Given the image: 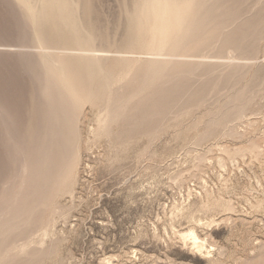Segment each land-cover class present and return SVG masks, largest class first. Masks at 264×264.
Masks as SVG:
<instances>
[{
	"label": "rangeland",
	"instance_id": "obj_1",
	"mask_svg": "<svg viewBox=\"0 0 264 264\" xmlns=\"http://www.w3.org/2000/svg\"><path fill=\"white\" fill-rule=\"evenodd\" d=\"M80 1L101 46L122 50L135 0ZM208 4L216 38L199 48L211 64L142 81L115 69L70 129L76 165L62 175L56 163L54 179L39 166L46 126L24 121L40 105L37 60L15 51L33 32L15 0H0V264H264V0ZM226 52L249 67L220 66Z\"/></svg>",
	"mask_w": 264,
	"mask_h": 264
},
{
	"label": "bare ground",
	"instance_id": "obj_2",
	"mask_svg": "<svg viewBox=\"0 0 264 264\" xmlns=\"http://www.w3.org/2000/svg\"><path fill=\"white\" fill-rule=\"evenodd\" d=\"M15 1L18 4V7H20L24 12V18H26V20L29 22V27L33 32V34L32 32L31 34L34 36L35 42H32L33 44L29 46L23 45L16 47L8 45V47L18 48L19 50L15 52L19 54H26L24 50H27L28 52L32 53V55L35 56L37 60V70H35L36 72L34 74L35 77L32 75L37 84L35 86L36 88L34 92L32 93V98L34 101H38L40 105L37 109L38 113H36L35 108H30L32 109V113L30 112V116H27L24 121L28 124L44 123V126H46V128L43 129L44 131H42L44 135L43 148L44 151L46 149V154L44 162L40 160L39 166L47 169L48 175L50 172V175H52L54 179V174L51 172L55 170L56 163H58L57 168H60V170H62L63 172V170L68 169L70 166L72 167L73 164H75L74 161H77L79 149L77 150L75 144L73 145V142H70L72 141V139H70L72 133L70 132V129L76 127L78 123H80V117L84 106L86 104L93 105L97 103L99 95L101 93L103 94L102 91H107L116 83V73L113 74L115 69H118V72L120 71V73L123 72L129 74V76L133 74L132 72L134 71L136 72V76H138V79H141V81L142 79H147L149 77H152L155 80L156 78L161 79L163 74H165L168 70L174 68L175 66H205V64H207L209 60V56L206 55L207 53H201V48H199L205 40H209L213 37L211 35L213 29H209V24H211V22L215 20V15L206 10V7L209 6V0H135L134 7L132 11H130V20L128 21V35L126 34L128 37L125 38L124 45L121 42L123 45L121 47L122 50L115 53H113V49H107V44L106 49L101 46L102 44L98 41L99 33H95V31L92 30L93 28L91 26L88 27V25L86 24V21L80 14L82 9V3L80 0ZM29 30L28 32H30ZM109 38L111 39L110 43H113L116 40V36H109ZM109 38L108 41L110 40ZM214 38H216V36L212 39ZM3 43H5V41ZM231 50L232 49H230L229 51ZM12 52H14L13 49L10 52L8 51L10 55ZM26 56L28 58V56L30 55ZM226 56L227 57H225V59H227V62H218L220 66L230 67L241 65L244 67H249V63L247 62L240 63V61H249L250 59L248 58H237L236 56H234V54L233 56H231L230 54H227ZM32 59L30 60L32 61ZM238 60L239 62H237ZM27 62L29 63V61ZM109 62H111L110 66L114 64V67L112 69H110V66H108ZM209 63L211 64V62ZM24 66L25 65H22V67ZM27 73L29 74L30 71ZM27 73L26 75L28 76ZM24 84L25 82L23 83V85ZM27 87L28 83L26 84V89ZM29 87L31 88V86ZM130 90L128 92H130ZM141 92L142 90H138V94H136L134 97H138ZM27 93H29V90L27 91ZM22 94L25 95V93ZM9 102H11L10 99ZM10 104L8 103V105ZM12 106L14 105H11V107ZM1 110H4V108ZM26 110H24L23 112H25ZM11 111H9L10 114H12ZM0 114H2V111H0ZM5 116L6 114H4V116L2 115V119L4 121H8L9 119L16 122V124L17 122L18 124L19 122H22L20 124H24L22 120H18L19 117L18 119L15 118V116L6 119L7 117ZM103 116L104 114L102 115V117ZM103 118L105 121L107 119V116L105 115ZM11 121L9 122L10 124ZM57 126H59L61 129V139L59 140L58 147L56 146V149L54 150V128ZM36 149L34 150L36 151ZM65 155H68V160L64 162L63 158L65 157ZM60 160H63L62 165L59 164ZM19 165L22 164L20 163ZM60 170L57 171L60 172ZM62 175H64V172ZM59 182L60 181H58V183ZM61 182L63 181L61 180ZM15 228L17 229V227ZM194 232H191L186 237L192 239V241L194 242V246L198 250H201L203 249L204 244L199 241L200 238Z\"/></svg>",
	"mask_w": 264,
	"mask_h": 264
}]
</instances>
